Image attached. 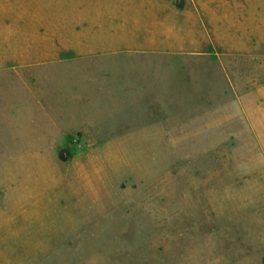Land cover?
Wrapping results in <instances>:
<instances>
[{
  "label": "rangeland",
  "instance_id": "rangeland-1",
  "mask_svg": "<svg viewBox=\"0 0 264 264\" xmlns=\"http://www.w3.org/2000/svg\"><path fill=\"white\" fill-rule=\"evenodd\" d=\"M0 264H264V0H0Z\"/></svg>",
  "mask_w": 264,
  "mask_h": 264
}]
</instances>
